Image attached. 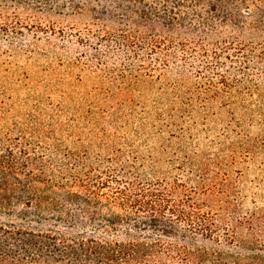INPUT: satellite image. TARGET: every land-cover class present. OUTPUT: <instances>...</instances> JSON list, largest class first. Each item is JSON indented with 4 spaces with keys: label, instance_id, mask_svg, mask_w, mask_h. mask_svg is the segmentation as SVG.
I'll list each match as a JSON object with an SVG mask.
<instances>
[{
    "label": "rangeland",
    "instance_id": "1",
    "mask_svg": "<svg viewBox=\"0 0 264 264\" xmlns=\"http://www.w3.org/2000/svg\"><path fill=\"white\" fill-rule=\"evenodd\" d=\"M250 1L245 21L235 2L223 0L221 12L255 43L264 38V0ZM127 10L120 0H0V141L110 155L145 178L202 188L220 218L264 214V63L252 70L251 62L248 75L230 72L239 82L215 98L187 90L196 80L177 67L137 77L97 45L124 28ZM36 220L0 214V222H52Z\"/></svg>",
    "mask_w": 264,
    "mask_h": 264
},
{
    "label": "trees",
    "instance_id": "2",
    "mask_svg": "<svg viewBox=\"0 0 264 264\" xmlns=\"http://www.w3.org/2000/svg\"><path fill=\"white\" fill-rule=\"evenodd\" d=\"M120 1L130 5L124 28L97 45L137 77L177 67L196 80L187 90L215 98L239 82L230 72L262 68L264 38L244 40L246 28L221 12L223 0ZM227 1L247 20L241 9L252 1ZM39 148L0 141V214L52 220L42 228L0 222V264H264V214L220 218L202 188L177 177L148 179L110 155Z\"/></svg>",
    "mask_w": 264,
    "mask_h": 264
}]
</instances>
